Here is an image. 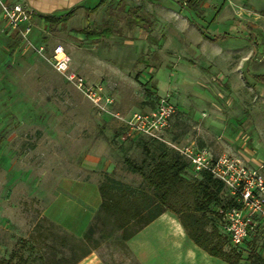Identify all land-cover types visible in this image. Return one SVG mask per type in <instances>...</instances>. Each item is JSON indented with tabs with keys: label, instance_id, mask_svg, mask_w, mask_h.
Listing matches in <instances>:
<instances>
[{
	"label": "rangeland",
	"instance_id": "obj_1",
	"mask_svg": "<svg viewBox=\"0 0 264 264\" xmlns=\"http://www.w3.org/2000/svg\"><path fill=\"white\" fill-rule=\"evenodd\" d=\"M15 1L33 3L44 14L66 12L59 8L62 5L49 7L50 0ZM99 2L82 0L68 6L73 11L69 21L54 32L46 25L36 27L29 47L9 35L0 10L2 258L14 252L29 263H38L40 254L50 257L48 242L54 244L56 257L63 254L69 260L82 254L84 243L92 246L96 240L102 242L99 255L106 264H126L114 246L113 238L119 232L103 224L101 216L91 225L94 235L86 240L42 214V207L52 200L40 191L37 181L41 176L57 175L62 160L72 163L85 154L102 157L104 162L113 157L112 172L89 170V177L101 182L108 174L136 188L144 184L142 173L131 170L128 162L142 165L147 172L160 156L171 158L178 153L172 145L196 143L210 147L214 154L239 155L251 166L260 162L264 174V84L252 77L264 74V0H200L198 14L187 10L183 0ZM97 4L87 15L86 9ZM198 26L209 35L228 33L229 37L217 42L203 39ZM106 27L111 34L95 41L79 33ZM58 44L69 55L71 70L86 84L102 85L114 98L108 108L95 106L52 66L50 56ZM160 96H168L176 106L163 135L166 142L139 135L120 139L121 121L115 114L127 117L148 109ZM77 128L83 133L76 134ZM71 174L85 172L70 168L66 175ZM26 176L33 177L31 183H24ZM185 177L190 182L196 179L190 166ZM229 198L223 190L221 203ZM212 210L206 211L207 229L211 228ZM168 214L174 213L166 212L130 241L134 260L168 264L179 251L184 255L187 243L177 245ZM49 233L66 236L68 245L62 247L57 237L44 239ZM70 243L76 246L69 249ZM240 248V264H251L255 254L264 264V228ZM224 249L233 250L226 242ZM199 252L205 253L201 248Z\"/></svg>",
	"mask_w": 264,
	"mask_h": 264
},
{
	"label": "trees",
	"instance_id": "obj_2",
	"mask_svg": "<svg viewBox=\"0 0 264 264\" xmlns=\"http://www.w3.org/2000/svg\"><path fill=\"white\" fill-rule=\"evenodd\" d=\"M104 1L100 0L99 5ZM199 1L188 0L185 8L198 14ZM97 7L98 4L92 8H87V15L95 11ZM72 14L73 11L69 10L64 15L40 14V16L44 19L49 31L54 32L57 26L65 24ZM198 28L202 37L210 41H224L229 37L228 33L209 35L203 27L198 26ZM79 32L83 33L84 38L92 41L111 34L108 27L100 30L83 29ZM252 77L264 84V74H253ZM154 141L162 143V141ZM128 165L131 170L142 173L144 184L133 188L106 174L99 184L101 194L99 211L101 220L105 221L103 224L109 225L113 230L119 232L120 239H127L164 211H170L178 217L187 236L198 247L210 255L222 258L229 264H240V253L243 251L241 248L231 246L233 250L224 249V242L229 243V240L223 236L219 210L237 205V202L230 196L227 203H221L220 196L225 190L223 182L212 177L207 171L196 174V179L192 182L186 180L185 173L190 165L179 152L171 158L160 156L147 172L142 171V165H135L131 162H128ZM208 208L213 209L212 217L209 216L210 229L206 228V224L209 222L208 216H205ZM91 231L92 226L88 228V232ZM48 237H51V240H56L57 237L58 243L62 247L68 245L66 236L49 233L44 239ZM85 239H89V236L86 235ZM84 244L85 249L82 254L69 260L63 254L56 257L54 244L45 242L50 256L47 259L40 254L38 263H29L27 258L16 256L12 252L9 258L0 257V264H74L90 252L96 244V240L92 242V246ZM75 246V244L70 243L69 249ZM251 264H262L261 256L255 254Z\"/></svg>",
	"mask_w": 264,
	"mask_h": 264
},
{
	"label": "built area",
	"instance_id": "obj_3",
	"mask_svg": "<svg viewBox=\"0 0 264 264\" xmlns=\"http://www.w3.org/2000/svg\"><path fill=\"white\" fill-rule=\"evenodd\" d=\"M183 1L186 3L188 0ZM0 10L8 32H16L23 44L31 46L37 10L25 1L15 0H0ZM50 61L98 108L105 109L113 103L114 98L105 93L102 85L86 84L78 73L70 69V57L62 45L53 47ZM175 111L176 106L169 97L160 96L148 109L137 110L127 117L115 114L121 121L118 137L125 139L139 135L166 142L163 135ZM172 146L196 174L207 171L223 182L229 195L237 202V205L221 208L219 212L222 232L231 246L240 249L254 233L264 228L263 164L257 162L251 166L239 155L227 152L214 154L210 147L196 143Z\"/></svg>",
	"mask_w": 264,
	"mask_h": 264
},
{
	"label": "crops",
	"instance_id": "obj_4",
	"mask_svg": "<svg viewBox=\"0 0 264 264\" xmlns=\"http://www.w3.org/2000/svg\"><path fill=\"white\" fill-rule=\"evenodd\" d=\"M61 1H63V3L66 4L62 6L61 8H64L62 10H65L66 11L65 13H67L70 10V9L69 10L66 9L68 8V6L69 7L73 6L82 0H79L78 2L77 1L75 2V0H69V1L61 0ZM65 13H62V14L53 13V14L64 15ZM40 14H44V13L38 12V14L35 16L32 34L34 33L36 27L38 26L43 27L46 25L44 19L40 16ZM49 14H52V13H49ZM69 19L67 21H69ZM79 33H82V32H79ZM10 34L16 36L18 40H20V37L18 36L16 32H9V35ZM32 34H31V37H32ZM20 42L22 41L20 40ZM80 132L83 133V130L80 128H77L76 134ZM103 159L104 158L98 157L97 155H86L85 154L83 155L81 160L76 159L72 163H70L69 161L70 159L66 161L62 160L61 164L57 165L58 168H62V169H58L57 175L41 176L39 180L37 181L40 184V187H39L40 191L47 194L50 197V200H52L51 202H48V204L42 207L43 209L42 214L78 238L85 239L86 235H88L89 238L94 235L93 231L88 232V228L100 216L99 206L101 203V194L99 191L100 181H98L96 177H89V172H90L89 170L99 169L107 173L112 172L114 168L113 157H109L110 160L106 158L105 162L103 161ZM70 168H72L73 170L74 168L82 169L84 170L85 174L80 175V176L79 175L77 176V174L66 175L67 172H70ZM32 179L33 177L26 176L24 179V183L26 182L31 183ZM49 182H55L56 184L53 186H50L48 185ZM24 188L30 191L29 186L28 188L24 186ZM0 200H1L0 201V212L2 214H5V202L1 198ZM71 201H72V206H68V203ZM166 212H170V211H164L154 220H157L163 217L166 214ZM166 217L169 218V220H171L170 223L172 224L173 231L178 237V239L175 240L178 242L177 245H179V243L181 244H183L184 242L187 243L185 246L186 250L184 251V255H183V251H179L177 258H175L176 260L172 262L170 260V263L168 264H172V263L174 264H229L222 258L210 255L204 250L203 251L205 253L203 254L200 253L199 252L200 248L194 245V242L192 241V239H190L187 236L178 217L176 215L174 216V214L173 215L168 214ZM153 221H151L150 223H152ZM150 223L145 225L143 228H141L138 232H136L130 238H127V239H120L119 237L113 238L115 240L114 246H117L120 251V255H121L120 261L122 263L126 262V264H130L131 262H134L133 264H141L140 263L141 261L139 262L138 258H136L137 260H134L133 253L129 251L130 250L129 243L135 237L136 234L140 233ZM189 239L193 243L189 241ZM92 242H94V240ZM101 243H102L101 241L99 242L96 241V244L94 245L93 248H91L90 252L84 255L83 257H81L74 264H106L107 262L101 259L99 255V251H100L99 248L100 246H102Z\"/></svg>",
	"mask_w": 264,
	"mask_h": 264
},
{
	"label": "flooded vegetation",
	"instance_id": "obj_5",
	"mask_svg": "<svg viewBox=\"0 0 264 264\" xmlns=\"http://www.w3.org/2000/svg\"><path fill=\"white\" fill-rule=\"evenodd\" d=\"M68 1H69V0H68ZM66 3H67V1H66ZM49 4H50L49 7H51V6H55V4H58L59 6H60V5H62V6L66 5V4H64L63 1H61V0H55V1H53V0L51 1V0H50ZM59 8H61V7H59Z\"/></svg>",
	"mask_w": 264,
	"mask_h": 264
},
{
	"label": "water",
	"instance_id": "obj_6",
	"mask_svg": "<svg viewBox=\"0 0 264 264\" xmlns=\"http://www.w3.org/2000/svg\"><path fill=\"white\" fill-rule=\"evenodd\" d=\"M78 2L79 0H75V2ZM74 2V1H73ZM30 5L34 8V9H36L37 11H39L40 9L35 5V4H33V3H30ZM41 12V11H40ZM42 13V12H41Z\"/></svg>",
	"mask_w": 264,
	"mask_h": 264
}]
</instances>
